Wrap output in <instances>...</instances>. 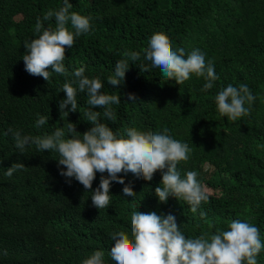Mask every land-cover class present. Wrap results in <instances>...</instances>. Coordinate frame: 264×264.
Masks as SVG:
<instances>
[{
	"label": "trees",
	"instance_id": "16d2710c",
	"mask_svg": "<svg viewBox=\"0 0 264 264\" xmlns=\"http://www.w3.org/2000/svg\"><path fill=\"white\" fill-rule=\"evenodd\" d=\"M69 3L70 12L91 18V30L65 49L67 75L49 69L51 76L45 81L25 70L24 42L38 37L37 18L58 10L63 0H0V264H82L97 250L103 251L104 264H115L110 257L111 235L124 231L132 239L133 211L174 215L186 238L214 234L216 228L227 230L233 220L249 222L259 228L264 243V0ZM44 23L55 28V17ZM67 27L74 31L70 22ZM156 32L169 37L174 51L183 48L184 58L199 49L219 77L213 88L202 91L206 81L195 74L178 85L152 67L144 50ZM133 51L140 52V59L129 61L123 85L114 88L107 78L114 75L117 61L126 59L124 53ZM82 66L85 76L102 81V92L121 94L120 103L111 105L115 122L103 116V109H94L118 136H126L129 128L153 133L168 129L173 139L189 145V159L181 161L178 170L182 178L187 171H196L209 192V202L195 214L174 196L159 201L154 193L162 186L159 170L151 181L131 172L118 174L136 194L124 196V185L112 182L109 206L97 209L91 190L60 175L64 166H57L58 152L37 151L35 144L27 145L23 153L16 148L8 129L22 136H44L58 127L66 130L71 122L75 135L82 138L92 126L85 116L91 107L86 91H78L76 111L66 115L59 108L65 98L63 84L72 81ZM229 84H246L256 97L250 115L236 121L222 116L215 102ZM127 93L137 99L127 100ZM41 115L48 123L37 127ZM14 163L25 168L9 177L6 172ZM101 175L96 173L92 190ZM210 223L215 227L210 229ZM256 259L264 264V249Z\"/></svg>",
	"mask_w": 264,
	"mask_h": 264
},
{
	"label": "clouds",
	"instance_id": "9594fccd",
	"mask_svg": "<svg viewBox=\"0 0 264 264\" xmlns=\"http://www.w3.org/2000/svg\"><path fill=\"white\" fill-rule=\"evenodd\" d=\"M71 8L69 0H63L58 10H48L37 18L34 31L39 35L24 42L27 51L22 56L25 70L30 75L42 77L45 81L50 79L49 69L67 75L63 63L65 49L71 48L77 37L91 30V18L70 12ZM52 17H55V28L50 25L46 27L44 22ZM69 22L74 31L67 27ZM140 55L136 51L125 52L126 59L117 61L114 75L107 78V83L114 88L122 86L129 61H138ZM184 57V49L174 51L169 37L163 32L154 33L144 50V59L150 61L152 67L159 68L166 79H174L179 85L195 74L206 81L202 91L212 89L213 82L219 77L213 65L210 62L206 64L204 54L199 49H193L187 58ZM141 69L146 70V66L141 65ZM84 72L83 66L77 68L72 74L74 79L63 84L65 98L59 102L60 110L67 115L77 109L78 91H86L87 103L91 107L85 116L92 126L83 132L82 138L75 135L76 126L71 122L66 130L58 127L52 134L44 136H22L20 132L8 129L14 135L16 148L23 153L27 145L35 144L37 151L58 152L57 166H64L60 175L68 183L75 178L85 190H91V201L97 209L109 206L112 182L124 185V196L136 194L118 174L131 172L137 178L151 181L158 170L161 171L162 186L155 187L154 193L159 201L166 202L170 195L174 196L187 202L194 214L202 203L209 202V192L197 180V172L187 171L182 178L178 170V164L189 159L192 151L189 145L173 139L167 134L168 129H164L163 133H153L129 128L126 136H118L100 121L101 113L94 109H103V116L115 122L117 117L111 105L120 103L121 94L102 92V81L99 78L89 79ZM126 95L129 101L137 99L134 93ZM255 99L246 84L239 87L229 84L215 96L219 113L232 121L250 115ZM69 105L70 108L65 111ZM46 123L48 118L41 115L36 126ZM66 132L69 134L67 137ZM24 168L23 163H14L6 175L11 177L13 172ZM97 172L102 174L99 186L92 190ZM199 214L201 217L206 215L203 211ZM208 227L211 229L215 225L210 223ZM131 235L132 239L124 231L111 235L114 244L110 248V257L115 264H257L256 257L264 249L259 228L249 222L233 220L227 230L216 228L214 234L202 233L197 238H186L174 215H158L155 211H133ZM103 257V251L97 250L82 264H104Z\"/></svg>",
	"mask_w": 264,
	"mask_h": 264
}]
</instances>
